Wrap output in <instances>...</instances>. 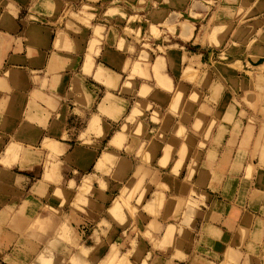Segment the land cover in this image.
Masks as SVG:
<instances>
[{"label": "crops", "instance_id": "crops-1", "mask_svg": "<svg viewBox=\"0 0 264 264\" xmlns=\"http://www.w3.org/2000/svg\"><path fill=\"white\" fill-rule=\"evenodd\" d=\"M197 5L0 0V264H99L113 246L131 264H264V186L258 184L264 104L238 103L241 89L221 93L254 118L249 141V118L238 125V113L209 137L206 121L195 132L197 90L184 74L192 57L181 40L172 41L181 28L173 35L169 25L179 13L189 24L194 14L206 15ZM146 50L156 52L152 62ZM229 50L225 65L247 66L238 47ZM157 60L164 85L155 76ZM226 69L241 80L239 71ZM199 92L198 109L210 106L211 91ZM212 149L217 162H229L220 174L228 201L219 221L212 220L209 199L197 205L189 202L190 191H181L186 184L212 196L206 167ZM200 175L208 184L193 187ZM244 178L251 187L242 201ZM147 191L155 213L140 204Z\"/></svg>", "mask_w": 264, "mask_h": 264}, {"label": "rangeland", "instance_id": "rangeland-1", "mask_svg": "<svg viewBox=\"0 0 264 264\" xmlns=\"http://www.w3.org/2000/svg\"><path fill=\"white\" fill-rule=\"evenodd\" d=\"M197 4L196 7L202 8L203 13H207L206 15L194 14L198 19L193 18L194 22H190L189 24V17L186 13H179V21L177 23L171 25L167 23L169 29L173 31V35H177V27H179V29L181 28V32L178 34L179 37L172 38V41L176 43L181 40V43L184 45L183 48L185 51H188L192 57L190 68L188 69V66H185L184 74L186 78L194 80L192 83L195 84V89L197 90L196 94L192 96V99L197 105L195 132L201 131L206 121L207 128L205 131H207L208 134L205 136L209 137L210 133L213 132L214 128L220 124L221 121L222 123H228V125L235 122L238 113V125L241 123V119L245 120L244 124L246 125L247 119L249 118L250 125H247V132L245 133V139L247 138L249 141L252 132L251 121L254 120V118L249 117V113L246 110L236 109V103L238 102L236 98L232 99L230 96L223 97L221 93L227 89L229 91L241 89L242 93L238 103H244L248 108H255V105L258 103L264 104V0H197ZM236 23L239 25L238 28L231 32V29ZM151 31L155 36L159 35V31L155 26L151 27ZM232 36L235 38L233 41L230 39ZM180 37L189 38L190 41L186 42ZM166 41V43H171L168 37ZM235 41L236 43H234ZM146 46L153 47L150 43L146 44ZM175 46L179 47L180 45L175 44ZM226 47H229V51L231 52H234L238 47L239 51L244 56L243 60L247 61L244 63L247 64V66H243L241 60L233 64L225 65L228 59V55L225 52ZM160 50L166 53L168 52L165 47H160ZM208 52L211 55V60H209L210 58L208 56L210 55ZM145 53V57L148 58L149 62H152L156 52L154 50L147 52L146 50ZM158 60L154 66L155 76L162 84H166L164 83L165 77L163 78L160 73V69L163 68V63L161 64V61ZM226 67L239 71V73L242 74L241 80L237 77L231 78L228 74L230 71H233L226 69ZM204 88L211 91V98L206 99L211 100L212 106L201 104L198 109L197 103L201 99V92H199V90H203ZM231 94H235V91L231 92ZM176 104L181 106L182 103L181 101H176ZM261 110L264 112L263 109ZM238 125L236 123L235 128ZM224 130L225 127L224 129L222 128L221 131ZM235 131L236 130H234L233 138L235 137ZM262 136L263 133H259L256 148ZM219 137L220 135H217L216 139ZM199 156L201 155L197 153L195 155L196 159L190 164L191 175L187 178L190 183H193L192 173L197 170V167L200 165ZM215 156V150L212 149L209 155L212 159L206 164V167L210 168L212 173V176L209 178L210 187L213 190L211 192L212 196L203 191L199 192L198 189H194L191 185L186 184L181 191H190V203L194 201L197 205L199 203L203 204L205 200L209 199L212 206V220L219 221L218 214L220 208L227 211L225 202L228 201V196L221 190L222 179L226 178L220 174L221 170L226 169L229 162L226 160L217 162L214 159ZM251 167L252 165L248 169L249 176L251 174ZM207 179L208 178H205L203 175H200L193 187H202L204 184L207 185ZM258 179V184L264 186V169L262 166H260L258 171ZM151 182H154V180ZM234 182L235 180L233 184H235ZM189 187L191 188L189 189ZM250 187L251 178H244L241 183L242 191L240 194V199L242 201L246 200V193ZM258 196V192L253 195L254 198ZM151 197L152 196L149 195L147 191L143 193V197L139 201L140 204L146 201L144 209L146 212L155 213L154 203L156 199L150 200ZM262 226L261 224L259 225L261 232L263 231ZM250 227V220L245 217L242 232L248 234L251 231ZM212 235L213 238H219L216 232H212ZM113 248L115 249L116 247L113 246ZM112 250L109 253H105V256L101 258L99 264H131L127 260V255L124 254V252ZM72 262L75 261L73 260ZM146 263L147 261L144 262V264Z\"/></svg>", "mask_w": 264, "mask_h": 264}, {"label": "bare ground", "instance_id": "bare-ground-1", "mask_svg": "<svg viewBox=\"0 0 264 264\" xmlns=\"http://www.w3.org/2000/svg\"><path fill=\"white\" fill-rule=\"evenodd\" d=\"M91 15V14H90ZM92 45V44H91ZM93 46V45H92ZM93 48V47H92ZM163 61V60H162ZM88 64V63H87ZM155 70V69H154ZM89 71V70H88ZM100 72V71H99ZM99 74V73H98ZM100 76V75H99ZM98 76V77H99ZM93 77H94V75H93ZM162 77V76H161ZM164 78V77H163ZM165 79V78H164ZM164 79H163V81H164ZM166 81H167V79H166ZM161 82V81H160ZM165 83V82H164ZM164 85V84H163ZM127 86V85H126ZM78 89V88H77ZM144 90V89H143ZM179 94V93H178ZM192 98V97H191ZM55 144V143H54ZM105 156V155H104Z\"/></svg>", "mask_w": 264, "mask_h": 264}]
</instances>
